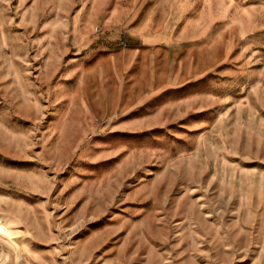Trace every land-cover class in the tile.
<instances>
[{"label": "rangeland", "instance_id": "obj_1", "mask_svg": "<svg viewBox=\"0 0 264 264\" xmlns=\"http://www.w3.org/2000/svg\"><path fill=\"white\" fill-rule=\"evenodd\" d=\"M0 264H264V0H0Z\"/></svg>", "mask_w": 264, "mask_h": 264}, {"label": "crops", "instance_id": "obj_2", "mask_svg": "<svg viewBox=\"0 0 264 264\" xmlns=\"http://www.w3.org/2000/svg\"><path fill=\"white\" fill-rule=\"evenodd\" d=\"M143 51H117L109 60V66L101 69V74L105 76L111 75L112 78L120 83L124 78L129 84L144 83L149 84L153 81L155 73L150 76L149 70L154 66L153 59L150 57L145 59ZM108 68V70H106ZM107 71V72H106ZM144 77V81L142 79ZM151 78V79H150Z\"/></svg>", "mask_w": 264, "mask_h": 264}]
</instances>
